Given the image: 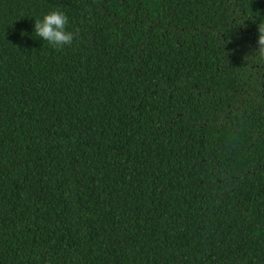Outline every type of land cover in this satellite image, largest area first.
Instances as JSON below:
<instances>
[{
    "label": "trees",
    "instance_id": "1",
    "mask_svg": "<svg viewBox=\"0 0 264 264\" xmlns=\"http://www.w3.org/2000/svg\"><path fill=\"white\" fill-rule=\"evenodd\" d=\"M259 23L264 0H0V264H264Z\"/></svg>",
    "mask_w": 264,
    "mask_h": 264
},
{
    "label": "clouds",
    "instance_id": "2",
    "mask_svg": "<svg viewBox=\"0 0 264 264\" xmlns=\"http://www.w3.org/2000/svg\"><path fill=\"white\" fill-rule=\"evenodd\" d=\"M69 18L63 10L53 9L33 20V33L36 38L53 49L70 46L75 34L68 30ZM258 44L264 45V24L259 23Z\"/></svg>",
    "mask_w": 264,
    "mask_h": 264
}]
</instances>
